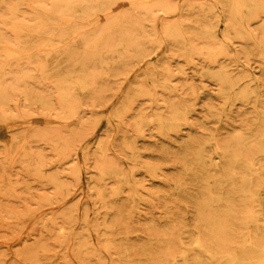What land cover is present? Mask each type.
I'll return each mask as SVG.
<instances>
[{"label":"bare ground","instance_id":"obj_1","mask_svg":"<svg viewBox=\"0 0 264 264\" xmlns=\"http://www.w3.org/2000/svg\"><path fill=\"white\" fill-rule=\"evenodd\" d=\"M217 1L224 10L221 35L214 26L219 18L216 7L204 1L187 0L185 8H197L202 16L195 14L192 20L181 17L163 23L166 41L186 52L182 56L198 55L213 64L218 59H229V43L235 42L241 48H255V56L264 65V0ZM157 12L174 13L173 0H0V121L10 119L3 106L9 105L18 92L27 107L38 103L42 109L52 110L53 102L39 90L46 85L54 95L55 116L63 122L82 123L85 118L82 110L94 108L120 71H129L136 58L147 56L148 46L155 42L151 27ZM249 56L250 53H244L245 60ZM23 62L35 71L23 68ZM164 74V80L168 81L170 70L166 68ZM200 77L218 86L224 102L244 104L253 100L257 123L252 128L235 130L223 139L217 131L213 132L202 141L187 142L185 155L176 153L188 163L181 164L184 178H177L172 186L176 196L165 197L164 201L177 205L180 199L186 200L194 212V225L187 227L171 218L160 230L159 252L149 255L146 264H264V204L260 202V195L264 196V165L260 163L264 160V110L259 109L261 95L257 82L244 79L241 74L233 77L224 66L205 70ZM241 80L245 86L237 91ZM155 87L170 89L167 83ZM138 96L152 102L157 100L152 90L138 85L124 95L125 102L114 115L118 118L126 115ZM166 103L165 115L153 119L138 115L136 132L141 133L142 126L152 124L159 135L168 138L182 125L188 129L193 126L188 110L180 102ZM38 133L40 139L18 134L6 148L5 163L19 164L26 160L25 171L37 176L39 156L29 153L30 145L37 140L54 143L55 151L62 157L61 145L68 146V141L57 132L54 136L47 131ZM123 150L133 158L137 155L134 145L124 144ZM95 151L104 161L106 151L100 140ZM188 154L193 155L191 160ZM99 168L100 181L107 178L118 185L112 195L123 187L129 189L130 198L136 194L139 185L122 170L110 162ZM45 181L56 188L61 185L52 179ZM0 195H15L3 174V164H0ZM97 196L106 204L104 189L98 190ZM63 221L67 226L71 224L68 218ZM58 228L61 233L66 229L64 225ZM103 249L111 250L108 242ZM76 253L79 254V246ZM17 255L20 262L37 264L34 247L24 244Z\"/></svg>","mask_w":264,"mask_h":264},{"label":"rangeland","instance_id":"obj_2","mask_svg":"<svg viewBox=\"0 0 264 264\" xmlns=\"http://www.w3.org/2000/svg\"><path fill=\"white\" fill-rule=\"evenodd\" d=\"M186 1L173 0L174 13L155 14L151 27L155 42L148 46L147 56L136 58L129 71H120L94 108L82 110L81 115L85 117L82 123L63 122L55 116L54 95L46 85L39 90L53 102L52 110L42 109L38 103L27 107L19 92L9 105L3 106L10 119L0 121V164L15 195H0V264H27L20 262L17 255L24 244L34 247L37 264H146L149 255L159 252L160 230L171 218L193 227L194 212L186 200L180 199V205L164 201L165 197L176 196H173L172 186L177 178H184L181 164L188 163L176 153L185 155L187 142L202 141L213 132L217 131L223 139L235 130L252 128L257 123L253 100L244 104L224 102L218 86L200 76L205 70L224 66L233 77L241 74L244 79H255L261 95L259 109L264 110V65L255 56V48H241L235 42L229 43V59H218L214 64L198 55L182 56L186 52H180L177 44L166 41L162 25L181 17L192 20L195 14L202 16L197 8H185ZM191 1H204L216 7L219 18L214 26L221 35L224 29L221 2ZM245 52L251 54L247 60ZM23 68L35 71L24 62ZM166 68L171 72L168 81L164 80ZM165 83L169 91L155 87ZM138 85L152 90L157 100L152 102L138 96L126 115L116 117L114 113L125 102L124 95ZM244 86L241 80L235 90ZM249 87L254 88L253 85ZM172 101L180 102L188 110L189 123L193 124L190 129L182 125L168 138L159 135L152 124L142 126L141 133L136 132L138 115L145 119L165 115L163 107ZM19 113L25 115L19 116ZM39 131H47L52 136L57 132L68 141V146L60 144L64 149L62 157L55 151L54 143L37 140L29 148V153L39 156L37 176L25 171L26 160L19 164L5 163L6 148L18 134L26 133L40 139ZM98 140L106 151L104 161L95 151ZM124 144L134 145L135 158L123 150ZM187 156L190 160L193 157L192 154ZM105 162L112 163L139 185L132 198L128 188L123 187L118 194L112 195L118 185L107 178L100 181L99 167ZM260 163L264 165V160ZM47 179L58 181L60 187H54L45 181ZM102 189L105 190L104 205L97 196V191ZM261 195L263 205L264 196ZM64 218L71 221L69 226ZM62 225L66 228L63 233L58 228ZM107 242L111 246L108 252L103 249ZM78 246L79 254L76 253Z\"/></svg>","mask_w":264,"mask_h":264}]
</instances>
